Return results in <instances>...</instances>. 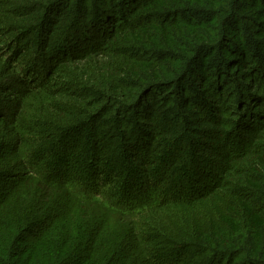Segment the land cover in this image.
I'll list each match as a JSON object with an SVG mask.
<instances>
[{
	"label": "trees",
	"instance_id": "obj_1",
	"mask_svg": "<svg viewBox=\"0 0 264 264\" xmlns=\"http://www.w3.org/2000/svg\"><path fill=\"white\" fill-rule=\"evenodd\" d=\"M66 5L79 15V25L86 29L89 46L79 47L82 51L70 48L63 56L60 52L52 55L57 44L61 43L64 49V42L72 36L76 40L81 37V32L71 29L73 22L64 11ZM190 5L198 9L192 10ZM204 14L209 18L202 19ZM1 15L0 46L8 43L6 52L10 56L5 58L6 54L2 57L0 54V62L4 60L7 68L17 73L23 93L45 92L50 111L59 116L64 112L68 117L60 123H74L77 117L73 113L78 107L85 108L96 133L100 121L112 116L114 110L130 142L129 126L122 119L131 114L130 121L140 124L142 133L138 139L147 149L143 154L139 148L129 145L137 150L143 175L137 176L128 189L124 188L129 178L120 175V192L111 191V200L107 203L92 197L96 192H88L96 183L94 173L89 171L76 172L72 177L76 181L73 188L68 183L71 178L63 177L67 171H42L33 159L32 168L37 171H26V180L20 181L14 175L16 181L8 183L12 175L8 173V179L0 178V264H149L148 257L152 264H165L160 259L164 253L155 255L158 257L154 260L150 252H145L147 248L139 233L144 224L148 233L163 231L156 225L155 216L171 206L186 212V224L197 238L193 245L196 251L190 252L188 264L205 261L208 264H264V59L253 57L255 52L242 44L243 33L237 29L238 23H245L244 30H249L247 38H255L250 44L256 42L258 50L264 51V0H0ZM215 16L222 19L221 23H217ZM6 20L9 22L4 27ZM30 37L34 42L28 41ZM21 44L24 46L20 47ZM137 47L141 55L131 52ZM216 51L223 53L224 58L231 57L224 64L226 70L231 65L246 74V84L234 93L242 104L241 109L231 108L229 103L234 97L225 96L221 88V93H214L205 85L208 79L204 72L206 65L202 63ZM116 61L121 68H116L113 63ZM198 61L201 66L198 64L194 69ZM217 70L213 69L210 74L215 84L218 83L215 78L221 77ZM131 74L135 82L126 80ZM229 74L224 72V76ZM66 80L77 84L86 80V86L79 91L73 85L65 86ZM190 82L195 85L189 96L186 86ZM202 89L211 91L207 102L209 111L206 104L204 108L199 107L200 102L193 104L199 98L195 94L199 95ZM4 92L7 89L0 87V93ZM172 93L180 95L184 105L188 104L189 109L181 115L187 136L203 144L201 149L191 147L189 153L195 158L209 155L221 162L212 165L217 175L212 183L207 177L193 178L195 171H189L190 180L179 186L172 184L168 192L162 182L172 171L163 176L160 168L169 167L163 160L174 155L163 152L158 165L154 159L160 148L171 142H168L173 139L170 136L178 132L165 126L151 134L147 128L155 120L152 116L157 107L173 104ZM151 95L154 99L148 101ZM68 99L76 106L64 107ZM223 102L227 105L223 106ZM21 108L22 104L13 109L9 119L0 116L2 125L11 127L17 123ZM62 128L53 131L61 132ZM47 136L44 133L45 141ZM53 138L54 134L50 140ZM89 145L92 144L85 143ZM89 149L87 154L91 155L95 148ZM183 152L180 149L178 153ZM176 159L172 160L178 162ZM184 172L179 176L181 180L188 171ZM159 175L163 178L160 184ZM30 177L44 190H60L59 193L77 206H102L107 211L103 213L105 216L117 214L126 226L115 227L94 215L81 218L67 203L36 196L29 186ZM220 193L228 199L221 198ZM203 209L212 216L207 224L198 221L197 211ZM37 230L41 234L35 236ZM137 251L146 256L136 261L133 257Z\"/></svg>",
	"mask_w": 264,
	"mask_h": 264
},
{
	"label": "rangeland",
	"instance_id": "obj_2",
	"mask_svg": "<svg viewBox=\"0 0 264 264\" xmlns=\"http://www.w3.org/2000/svg\"><path fill=\"white\" fill-rule=\"evenodd\" d=\"M68 7L69 6L66 5V7H64V11L69 17L70 21L73 22L70 25L72 26L71 29H74L76 32H81V37L79 40H76V38L72 36L68 42H64L65 45L63 44V47L65 50L61 49V43L57 44L55 46L57 50L52 55L60 52L61 56H63L65 52L67 53L68 51H70V48L75 49L76 51H82L79 49V47L85 49L89 46V41H86L85 39L87 33L86 29L82 28L79 25V15H75L76 13L72 12V8L69 9ZM2 8L7 10V7ZM190 8H194L192 10L198 9L196 7H192V5H190ZM61 9L63 10V8ZM2 13L4 16L5 13ZM3 16L1 15L0 17L3 18ZM208 18L209 17L207 14H204L202 16V19ZM2 20L3 19H1V21ZM215 20L217 21V23H221L222 21V19L218 16H215ZM8 22L9 20L3 22L4 27L7 26ZM231 25L233 27L235 26L234 23H232ZM237 29H239V31L243 33L240 36L242 44L245 43L247 49H253V51L255 52L253 57L257 56L259 60L264 59V51L261 49L258 50V43L255 42V44L253 43V45L250 44V42H253V39L255 38L253 36L247 38L249 30H244L245 23H238ZM89 38H91V36H89ZM7 39L9 38H6L5 40ZM28 41L34 42L32 40V37H30ZM3 43L4 45L0 46V54L1 57L6 54L5 58H7V56H10L6 52V47H9V45L8 43ZM23 46L24 44H21L20 47ZM91 48L92 46L89 47V49ZM139 51V47H137L136 50H131V52H133L134 54L141 55ZM222 55L223 53L217 51L215 53H210L207 57V60L202 63V65H206V67L204 68V72H206L205 78L208 79L205 82V85L212 88V91L214 93H221L222 90L225 96L229 94V97H234L236 96L234 95V93L236 90H238L240 85L244 86L246 84L247 80H244L246 74L240 73L241 70L239 68L231 67V65L228 66V70H226V65L224 64H226L228 60H231V57L226 56V58H224ZM108 59L109 61H112L113 58ZM255 60H257V58ZM102 61L104 62L103 58ZM109 61H106L105 63H109ZM199 61L195 64L194 69L200 63ZM113 63L116 65V68H121L120 62L116 61ZM214 66L216 69H218L217 71L219 72V74H221V77L217 78L219 79V81L215 78V80L218 82L216 84L213 83L214 79H211L210 77V74L213 73V69H215ZM255 67L258 68L257 65H255ZM74 70L81 74L78 67H75ZM223 71L230 74L228 76H224ZM126 80H128L129 82L136 81V79H133L132 74L131 76H126ZM229 80L232 82L229 83ZM64 82L65 83L63 84L65 86L72 87L73 85L79 91H81L86 86V80H83L84 84L82 82L81 84H77L79 82L74 83L75 81L73 82L71 80H66ZM197 84H200V82H198ZM192 85H195L194 82H190L186 86L188 91L186 94L189 96L190 92H192ZM201 85L203 84L201 83ZM2 86L5 87L8 92L0 93V116L4 115L6 119H9L8 117L9 115H11L13 109H18L19 105L21 104L22 108L20 110L17 123H13L11 127L4 126L2 125L3 122H0V178H4L7 177L8 174H12L11 177H9L8 183L16 181V177H14V175H17L19 177L18 180L20 181L26 180V171H37V169L33 170L32 168L31 163L33 159H35L38 168L42 171H60L61 173L67 171L63 177L71 178L68 183L73 188L76 186V181L72 179V177L75 176L76 172L89 171L94 173V179L96 183L92 184V188H90L88 192H96V194H93L92 197L100 199L107 203L111 200V191L120 192V187L118 185V177L120 175H124L129 178L126 181L127 183L125 184L124 189L131 188L135 179H137V176L143 175L144 168L143 166L141 167V162L139 161L140 157L136 155L137 150H133V148H139V152L144 154L147 147L145 143L141 142V140L138 139V134L142 133L139 130L140 124L130 121L131 114H128L126 117L124 116V118L122 119V121L124 120L129 126V129L127 128V130L130 131L128 132V134L131 133L132 135V141L130 142V140H128V138L124 136L125 134L121 130V122H119L118 116L115 114L114 110L112 116L100 121L98 133L95 132L94 126L90 121L89 114H86V109L83 107H78V110L73 113L77 117L74 123H60V121L68 119V117H65L67 116L66 113L62 112V115L60 116L53 114L50 111L51 108L48 107L49 101L45 100V92L23 93L24 90L20 86V79L17 73L13 71L11 72V70H9V68H7V66L5 65V61L1 59L0 87ZM9 88H11L12 90L9 91ZM205 91H207V93H205ZM210 92L211 91L209 90L202 89V92L199 95L195 94L196 96H199V98L197 101H194L193 104L196 105V102H200L201 104L199 105L201 106H197H199L200 108H204L207 105L209 96L211 95ZM22 94L28 95L23 96ZM171 98V101L173 102L171 106H167V108L157 107L155 109L152 116L155 118V120H152L147 128L149 133L151 134L156 128L162 129L165 126H168L169 129L171 128L172 132L174 133L178 132L176 136H170V138L173 139L168 140V142H171H167L168 144L166 146H162L160 148V152L155 155V165H158V159L163 154V152L167 151L169 152V155H174V157H172L171 159L166 158L163 160V163H167L170 166L167 168L161 166L160 172H162L163 176H166L167 171L172 172L169 174L168 178L164 182H162V186L166 188V191L169 192V190L172 188V184L179 186L184 182H188V180H190L189 171H195L191 175L193 178L200 179L199 176L207 177L209 179V182L212 183L214 177L217 176L215 171L213 170V164H217L221 161L219 158H213L209 155L202 157L198 156L197 158H195L194 154L192 155L189 153V149L191 147L201 149V147H203V144H201L197 140L190 139L187 136L184 122L181 121V115L186 111V109H189L187 107L188 104H183V102L180 100V95H175L172 93L170 95V99ZM225 98L226 99L224 100H227V97ZM151 99H154L152 98V95L151 98L148 96V101H150ZM157 100H160V98H157ZM244 103L247 102L245 101ZM222 104L223 106L227 105V102H223ZM229 104L231 108L235 109H238V107L239 109H241L242 107L241 102L238 101V97H234L233 102ZM63 105L64 107L68 105L69 108H73L76 106L72 99H68V102L63 103ZM124 107L122 108V112L126 111V108ZM207 108L209 111V105H207ZM48 114L50 115L49 118H47ZM51 117H54L55 119L53 118V120H51ZM81 117L84 118L79 120V118ZM130 123L132 124L131 126ZM59 124H61V126H58ZM33 125L37 126V128H35ZM59 127H63L61 130V132L63 133L53 131ZM37 132H39V134ZM44 133L48 135L46 138L49 137L46 141L44 140ZM133 133L135 134V136L133 135ZM53 134L54 138L50 140ZM131 135L128 136L131 138ZM231 141L233 142L234 138L231 139ZM89 142L92 145L85 146V143L87 144ZM128 142H130L131 144H127ZM161 144H163L162 141ZM232 144L233 143L231 142L229 143L230 148H232ZM129 145L133 148H129ZM91 146H93L95 150L91 153V155H89L87 153L90 150L89 148ZM171 146H175V148ZM180 149H184V152L181 155L178 153L180 152ZM123 151L125 155L123 154ZM82 152H85L86 154L80 156L79 154ZM178 156H181V158H179ZM173 158H177L176 160L179 161L175 162L172 160ZM170 167L172 168V170H170ZM186 171L188 172L186 173ZM196 171H199L198 174ZM182 172L186 173L183 180L179 178ZM105 177H108L107 181L104 180ZM6 179H8V177ZM31 179L32 181L29 182V186L38 197H45L47 200H55L58 202L67 203L68 205L74 207V210L79 216H81V218L94 215V217L96 218L103 219L102 222H109L115 227L126 226V223L118 218L119 216L117 214H114L111 217L105 216V214L103 213H106L107 211L100 205H90L88 207L77 206L74 204L72 199H69L62 193H59L58 191L60 190H44L42 189L43 187H40V184H38L35 179ZM91 179H93V177H91ZM157 179H159L160 184L161 180L163 179L162 175L157 176ZM173 179L174 182L172 183L171 181ZM220 196L223 199H228V196H224L221 193ZM262 200H264V197L262 198ZM107 205L111 206V204ZM171 207H169L170 209L161 210L155 216V218H158V222L156 225L159 226L163 231H152L153 233H148V229L146 226L147 224L142 223L144 224V226L140 227V229H142L143 231L142 233H139V239L143 240L147 248L145 252H150V257H153L154 260H156L158 256H161L164 253V256L160 259L165 264H175L177 262H179L178 264H188V262L191 260L190 256L192 255V253L190 252L196 251L193 245L197 238L193 234L192 228H190L189 225L186 224V212H184V210H177L175 209L176 207ZM197 212L199 216L198 221L201 223L208 222L207 220L212 217L207 213H204V209L202 212L201 210ZM96 218L91 219L97 221ZM38 234H41V230L35 231L34 235L36 236ZM34 235L31 238H33ZM149 235L150 237H148ZM165 242L172 243V245H164L163 243ZM180 250L182 251V253L180 252L179 254V252L177 251ZM152 251H154V253H152ZM146 253L142 255V252H140L139 254V252L137 251L136 256H134L133 258L138 261V257L143 258V256H146ZM173 254H179V257H175L173 256ZM155 255L158 256L155 257ZM148 260V263L152 264V261L149 259V257ZM135 264L140 263L136 262ZM203 264L208 263H206L205 261L203 262Z\"/></svg>",
	"mask_w": 264,
	"mask_h": 264
}]
</instances>
